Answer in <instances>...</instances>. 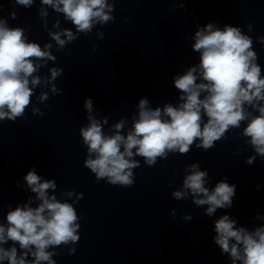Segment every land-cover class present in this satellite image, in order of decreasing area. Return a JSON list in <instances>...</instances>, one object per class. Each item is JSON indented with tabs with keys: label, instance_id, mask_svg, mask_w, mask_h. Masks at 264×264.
Here are the masks:
<instances>
[{
	"label": "clouds",
	"instance_id": "1",
	"mask_svg": "<svg viewBox=\"0 0 264 264\" xmlns=\"http://www.w3.org/2000/svg\"><path fill=\"white\" fill-rule=\"evenodd\" d=\"M15 5L30 8L35 0H11ZM117 0H40L41 18L48 15L43 6L61 13L75 28L49 31L56 44V51L78 39L81 33L87 35L94 26L106 25L113 21L112 15ZM183 7V4L181 5ZM2 9V5H0ZM16 19V13H10ZM125 17V22H127ZM46 26V25H45ZM54 28H60L57 19ZM191 39L192 51L199 54V62L188 67L183 74L174 76V87L179 93V103H165L163 107H151L147 98L138 101V115L131 117V128L123 130L126 119H120L109 130L104 131L108 117L97 119L93 101L86 98L84 109L88 124L81 127L79 134L87 147L84 166L94 174L97 181L104 180L109 185L129 188L134 185V169L144 163L152 167L159 159H166L170 153L186 155L195 145L207 152L216 142L226 138L232 129H239L246 122L240 136L253 149V155L245 158V163L253 165L257 156L264 160V75L254 50L251 36L239 26L215 22L196 26ZM249 32L253 25H247ZM25 29L10 27L0 18V121L13 123L25 115L29 106L33 115L43 116L40 108L31 105L34 89L44 85L53 94L60 92L54 81L63 74L62 68L52 67L49 76L38 75V70L47 67L48 61H55L51 43L43 48L37 42H29ZM98 38L104 33L98 32ZM64 37V38H62ZM264 46V36L256 38ZM97 46H93L96 51ZM49 99L47 91L36 97L43 104ZM187 173L179 190L171 193L175 200H185L191 196L197 207H206L205 215L214 216L218 209H229L236 194V185L229 184L223 177L211 189L206 186L211 177L207 170H201L198 162L185 168ZM23 180L39 201L33 205L28 197L26 203H18L14 208L8 205L5 223H0V264H56L54 256L61 246L78 243L80 219L74 203L83 198L82 193L68 191L66 195L76 196L72 203L61 202L55 194V179H43L35 167L29 169ZM17 187H20L17 182ZM259 190L260 185H257ZM175 215V209H172ZM191 220V215H185ZM254 220H264L256 214ZM213 242L221 254H227L231 264H264V224L249 230L238 226L237 220L228 214L214 220ZM12 242L10 247L4 245ZM18 245V247H17ZM74 247L68 248L69 255L75 254ZM30 257V258H29Z\"/></svg>",
	"mask_w": 264,
	"mask_h": 264
}]
</instances>
